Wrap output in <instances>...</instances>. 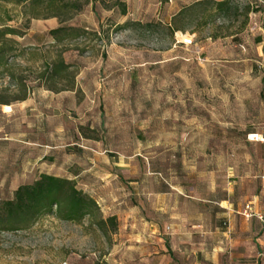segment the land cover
Returning a JSON list of instances; mask_svg holds the SVG:
<instances>
[{
    "label": "rangeland",
    "instance_id": "rangeland-1",
    "mask_svg": "<svg viewBox=\"0 0 264 264\" xmlns=\"http://www.w3.org/2000/svg\"><path fill=\"white\" fill-rule=\"evenodd\" d=\"M52 1L0 0V30L17 34L0 39L9 50L1 55L0 111L33 100L25 122L11 118L10 141L0 143V202L45 174L74 181L96 199L102 219L115 222L101 231L89 220L46 216L30 229L0 232V264H212L194 260L191 247L183 257L185 244L171 251L168 231L134 238L132 219L156 221V213L145 218L143 193L126 192L129 176L113 179L112 157L135 154L131 175L174 194L170 181L186 173L181 143L193 142L187 154L207 159L218 180L264 171V144L248 138L264 128V80L255 64L264 58V0H231L227 12L214 10L223 0L188 7L175 26L195 34L189 46L162 24L166 0ZM59 26L85 32L54 41L48 33ZM57 61L69 68L51 79L46 66Z\"/></svg>",
    "mask_w": 264,
    "mask_h": 264
},
{
    "label": "crops",
    "instance_id": "crops-1",
    "mask_svg": "<svg viewBox=\"0 0 264 264\" xmlns=\"http://www.w3.org/2000/svg\"><path fill=\"white\" fill-rule=\"evenodd\" d=\"M207 1L215 0H166L164 2L166 11L161 15V22L168 28L185 9ZM174 35L195 38V34L183 35L181 31L175 32ZM234 42L242 47L241 39L237 41L235 39ZM256 43L258 49H261V39H256ZM26 103L24 101L18 107L1 106L0 135L3 138L0 139V143L4 142L7 145L10 141L9 134L12 131L10 128H13L10 127L11 118L20 116V122L24 123L26 118L22 116V111L27 109L33 111V100H28ZM185 130L187 131L188 128H185L184 132ZM181 145L183 146L181 166L182 171L186 170V173L183 181L178 184L170 181L172 184L170 187L176 194L165 191L160 185L153 190L152 185L151 188L148 184L143 186L137 177H133L130 167L134 166L135 154L113 155V179L129 176L127 183L129 188L126 192L131 198L143 193L142 195L147 199L144 209L145 218L156 213L153 214L156 221L142 220L137 216L132 219L135 228L132 232L134 238L150 241L149 239L154 236H159L161 230H165L168 231L166 244L171 245L169 248L171 251L179 244H185L186 248H182L183 257H191V253H187L189 247L190 252L195 249L193 254L196 261L212 264H219L224 260L230 264H264V251L262 253L258 251L261 248L264 250V239L258 237L259 232L264 233V231L255 218L246 221L240 216L246 205H249L254 213L264 210V191L261 190L259 180V177L264 175V171H250L241 176L230 171L229 175L218 180L216 173L208 170L207 159H199L187 154V150L195 149L193 142L181 143ZM131 146L132 144L130 149ZM198 166H205L204 172L198 169ZM108 176V174L104 175V177ZM139 178H142L144 183L148 181L145 175Z\"/></svg>",
    "mask_w": 264,
    "mask_h": 264
},
{
    "label": "trees",
    "instance_id": "trees-1",
    "mask_svg": "<svg viewBox=\"0 0 264 264\" xmlns=\"http://www.w3.org/2000/svg\"><path fill=\"white\" fill-rule=\"evenodd\" d=\"M18 6L29 7L48 6L52 0H3ZM231 0H223L215 5V12H227ZM122 15L125 11L122 10ZM180 13L179 17H181ZM178 17V18H179ZM177 20V19H176ZM172 21L168 27L171 34L181 31ZM85 29L59 26L51 30L48 35L54 41H64L67 39H77ZM119 30V28H118ZM17 35L13 29L0 30V39L6 36ZM9 50L0 49V68L5 66L1 55H6ZM69 67L61 61L46 66V73L49 78H59ZM73 89V86L69 90ZM25 96L15 101H24ZM3 105V103H1ZM52 216L61 222L80 224L84 220H89L91 225L104 231L106 224L113 227L115 218L102 219L100 209L92 196L76 187L72 180L57 178L42 174L33 183L23 185L16 189L12 199L0 202V232H19L30 229L39 219Z\"/></svg>",
    "mask_w": 264,
    "mask_h": 264
},
{
    "label": "built area",
    "instance_id": "built-area-1",
    "mask_svg": "<svg viewBox=\"0 0 264 264\" xmlns=\"http://www.w3.org/2000/svg\"><path fill=\"white\" fill-rule=\"evenodd\" d=\"M258 1L261 3V0H258ZM249 31L251 33L257 32L258 31V25L256 23H252ZM192 41L193 40L191 37H188V38L184 37L179 42H181L185 46H189L192 44ZM255 64H256V68L258 69L260 75L262 76V78L264 80V58L260 59ZM262 96L264 98V84H263V88H262ZM248 138L250 141L257 142L260 144H264V128L260 134L249 135ZM259 180L261 183V190L264 191V175H261L259 177ZM240 216L246 221H249V220L255 218L258 221V223L260 224L261 229L264 231V210L261 212H258V213H254V212H252L250 206L246 205L243 208V210L241 211ZM226 226L228 228V225H226Z\"/></svg>",
    "mask_w": 264,
    "mask_h": 264
}]
</instances>
